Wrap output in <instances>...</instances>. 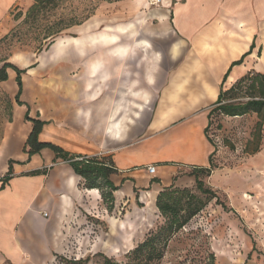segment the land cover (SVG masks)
Returning a JSON list of instances; mask_svg holds the SVG:
<instances>
[{
	"label": "crops",
	"instance_id": "1",
	"mask_svg": "<svg viewBox=\"0 0 264 264\" xmlns=\"http://www.w3.org/2000/svg\"><path fill=\"white\" fill-rule=\"evenodd\" d=\"M34 2L0 0V39L12 27L11 13ZM111 5H121L119 23L102 24L96 14L66 30L54 43V61L22 76L26 105H14L0 142V264H52L58 255L71 256L76 225L103 213L100 192L82 189L81 178L51 149L25 152L28 109L46 123L40 142L113 160L117 204L137 207L139 197L157 209L164 188H191L193 168L209 166L214 146L206 129L222 87L251 71L264 75V0ZM8 73L15 81L16 73ZM25 83L37 88L36 96ZM7 145L16 152L4 153Z\"/></svg>",
	"mask_w": 264,
	"mask_h": 264
},
{
	"label": "rangeland",
	"instance_id": "2",
	"mask_svg": "<svg viewBox=\"0 0 264 264\" xmlns=\"http://www.w3.org/2000/svg\"><path fill=\"white\" fill-rule=\"evenodd\" d=\"M148 1L151 4L152 0ZM86 4L85 0H64L47 14L46 19L58 22L64 12H81ZM120 7L101 1L95 15L101 16L102 24L119 23ZM16 12L11 13L12 27L9 31L20 23L14 21ZM41 24L44 26L46 21L42 20ZM29 29L30 26H27L22 31ZM100 29L97 27L96 31ZM32 30L29 37L33 36ZM62 36L65 34L59 37ZM54 43L44 47L41 52H36V45L30 41L24 45L17 39L11 43H0V68L5 63L26 69L37 63L53 62L51 53L57 45ZM25 85L29 95H37V88L33 84ZM17 90L13 78L0 83V142L12 123ZM247 100V97L241 99L244 102ZM17 116L15 113V122L18 121ZM253 116L251 114L246 120L214 117L209 134L216 148L213 156L216 169L203 181L217 199L200 193L196 184L189 188L197 197L195 205L204 207L182 231L171 238L164 248L163 258L152 264H264V123L260 152L252 154L257 148L253 136L258 122V118L252 120ZM249 141L252 144L248 147ZM8 148L7 145L4 153L16 152L14 148ZM136 203L137 207L131 208L127 202L122 206L115 202V209L111 213L102 203L103 213L99 217L76 225V231L70 238L74 242V256L73 253L71 256L58 255L52 264H107L108 259L122 264H137L138 261L130 253L150 233L162 228L165 219L157 209L142 204L139 197ZM105 247H108V253Z\"/></svg>",
	"mask_w": 264,
	"mask_h": 264
},
{
	"label": "trees",
	"instance_id": "3",
	"mask_svg": "<svg viewBox=\"0 0 264 264\" xmlns=\"http://www.w3.org/2000/svg\"><path fill=\"white\" fill-rule=\"evenodd\" d=\"M64 0H35L34 4L28 8L26 12H16L14 16L15 22H20L14 29L9 31L0 39V43H11L15 39L21 45L25 43H34L36 52H41L44 47H50L54 40L59 37L66 30L84 24L91 17H93L100 7L101 1L107 3H117L124 0H85L87 2L85 8L81 12L73 11L64 12L58 22H51L49 18L46 19L47 14L59 6ZM45 20L46 24L42 26L41 21ZM30 26V29L23 32L24 27ZM32 30V37H29ZM248 56L245 54L240 61L233 65H240ZM34 66H31L32 68ZM29 68V69H30ZM9 70L16 73L15 82L17 85V94L15 101L19 106L26 105L21 101L23 93L22 76L27 73L28 69H20L17 66L5 63L0 68V83L9 80ZM246 87L244 94L243 89ZM242 96V97H241ZM247 97L246 102L241 101L242 98ZM256 115L258 122L255 126L254 140L256 139V149L252 154L260 152L261 148V129L264 123V75L254 71L239 79L232 87L225 90L221 89L218 101L215 107L209 114V125L206 129V134L210 143L214 146L209 134V129L213 125L214 117L224 119H239L243 117ZM25 120L32 124V131L25 144V152L31 157L40 153L43 149H51L57 159L68 163L74 172L81 178L80 187L88 190H98L101 194L102 202L106 204L107 210L111 213L115 209V192L119 190L111 180L118 170L110 157L107 156H86L75 155L64 151L62 148L51 144L42 143L39 141V135L46 124L45 122L31 118L30 110L25 114ZM221 123L219 128H221ZM252 144L248 142V147ZM216 152L210 155L208 167L193 168L190 176L195 179L196 188L200 193L211 198H216V194L207 188L203 178L210 177L216 167L213 165V156ZM13 161L9 162V173L2 179L5 184L10 179L13 169ZM217 199V198H216ZM197 197L191 193L189 188H178L174 185L164 188L157 196L156 208L160 216L165 219V224L156 233H150L145 240L140 243L132 252L130 256L137 260V264H152L155 261H160L164 255V248L167 246L171 238L182 231L189 222L197 216L204 205H195ZM219 202V201H218ZM228 210L226 206H223ZM229 211V210H228ZM107 264H122L107 260Z\"/></svg>",
	"mask_w": 264,
	"mask_h": 264
},
{
	"label": "built area",
	"instance_id": "4",
	"mask_svg": "<svg viewBox=\"0 0 264 264\" xmlns=\"http://www.w3.org/2000/svg\"><path fill=\"white\" fill-rule=\"evenodd\" d=\"M151 4L152 5H156V4L160 5L161 4V0H152ZM156 169H157L156 166H153V165L147 167V170H148V172L150 174H155L156 173Z\"/></svg>",
	"mask_w": 264,
	"mask_h": 264
}]
</instances>
